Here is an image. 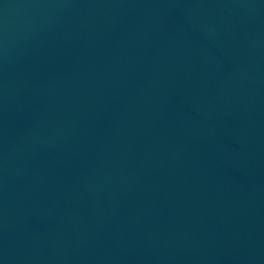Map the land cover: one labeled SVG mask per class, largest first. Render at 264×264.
Listing matches in <instances>:
<instances>
[{
    "label": "water",
    "instance_id": "95a60500",
    "mask_svg": "<svg viewBox=\"0 0 264 264\" xmlns=\"http://www.w3.org/2000/svg\"><path fill=\"white\" fill-rule=\"evenodd\" d=\"M0 264H264V0H0Z\"/></svg>",
    "mask_w": 264,
    "mask_h": 264
}]
</instances>
